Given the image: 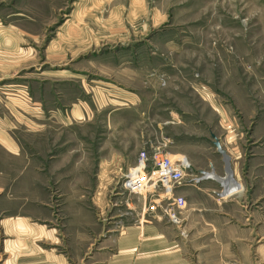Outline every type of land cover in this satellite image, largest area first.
Returning a JSON list of instances; mask_svg holds the SVG:
<instances>
[{
  "label": "rangeland",
  "instance_id": "1",
  "mask_svg": "<svg viewBox=\"0 0 264 264\" xmlns=\"http://www.w3.org/2000/svg\"><path fill=\"white\" fill-rule=\"evenodd\" d=\"M252 130L264 0H0V264H102L128 224L173 225L161 187L125 189L143 152L212 173L213 137Z\"/></svg>",
  "mask_w": 264,
  "mask_h": 264
},
{
  "label": "crops",
  "instance_id": "2",
  "mask_svg": "<svg viewBox=\"0 0 264 264\" xmlns=\"http://www.w3.org/2000/svg\"><path fill=\"white\" fill-rule=\"evenodd\" d=\"M82 116L75 111V120ZM250 136L244 142L238 135L217 136L228 164L216 149L222 159L208 163L212 173H207V164L189 158L186 184L175 190L187 204L176 210L179 225L128 224L102 264H264V148L257 130ZM247 141L250 155L240 145ZM201 176L200 187L189 183ZM220 186L224 199H209L208 193Z\"/></svg>",
  "mask_w": 264,
  "mask_h": 264
},
{
  "label": "built area",
  "instance_id": "3",
  "mask_svg": "<svg viewBox=\"0 0 264 264\" xmlns=\"http://www.w3.org/2000/svg\"><path fill=\"white\" fill-rule=\"evenodd\" d=\"M191 169L187 159L165 157L161 152H155V155L150 157L149 154L143 152L137 168L126 177L125 189L132 195H141L147 189L161 187V198L168 202L164 214L171 224L179 225L176 210H184L187 204L184 198L175 196V190L186 184L187 173ZM133 173L137 175L132 176ZM201 179H192L191 183L195 186L199 185ZM162 202L163 200L157 205L163 207Z\"/></svg>",
  "mask_w": 264,
  "mask_h": 264
},
{
  "label": "water",
  "instance_id": "4",
  "mask_svg": "<svg viewBox=\"0 0 264 264\" xmlns=\"http://www.w3.org/2000/svg\"><path fill=\"white\" fill-rule=\"evenodd\" d=\"M213 140H214V143H213L214 147H216L218 152H220L225 157L226 164H228V159L226 158L224 152H222V150H221L219 140L217 139V137H213Z\"/></svg>",
  "mask_w": 264,
  "mask_h": 264
},
{
  "label": "bare ground",
  "instance_id": "5",
  "mask_svg": "<svg viewBox=\"0 0 264 264\" xmlns=\"http://www.w3.org/2000/svg\"><path fill=\"white\" fill-rule=\"evenodd\" d=\"M137 175V173H133L132 176ZM238 190V189H237Z\"/></svg>",
  "mask_w": 264,
  "mask_h": 264
}]
</instances>
